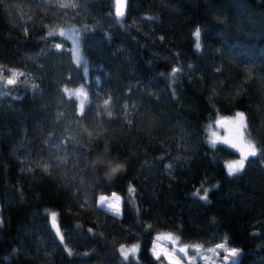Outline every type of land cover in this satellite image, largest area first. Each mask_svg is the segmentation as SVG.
Masks as SVG:
<instances>
[{"label":"trees","instance_id":"1","mask_svg":"<svg viewBox=\"0 0 264 264\" xmlns=\"http://www.w3.org/2000/svg\"><path fill=\"white\" fill-rule=\"evenodd\" d=\"M237 111L264 152V0H127L123 17L114 0H0V264H168L158 232L264 264V155L230 176L238 152L207 140ZM112 191L119 214L97 203Z\"/></svg>","mask_w":264,"mask_h":264},{"label":"rangeland","instance_id":"2","mask_svg":"<svg viewBox=\"0 0 264 264\" xmlns=\"http://www.w3.org/2000/svg\"><path fill=\"white\" fill-rule=\"evenodd\" d=\"M62 30L66 31L67 33L66 37L70 40L71 51H72V55L75 61H76L77 44H78V51L81 57L80 63L82 64V66L84 67V70L86 71L87 63L80 53L79 34H78L77 29H75L74 27H66V28H63ZM76 90H81V89L75 88L71 91L74 92ZM79 99L81 98L79 97ZM237 112H240V111H237ZM237 112H235L232 116H230L228 122L223 125L217 124L216 120H214L211 123V125L208 127V131H209L208 136H207L208 142L212 143V141L216 139L217 142L224 143L223 142L224 139L227 138L231 140L232 143L237 144V145H240L242 143H247V142L254 143L252 139L248 138L245 135L243 136L242 139L239 138L238 133L236 131V125L232 123V118L235 117ZM213 133L216 134L215 137L213 136ZM227 145L232 147L231 144H227ZM232 148H234L238 152V157L235 159L225 160L224 164H225V169L227 172H228L227 170L228 163L239 160L241 158V152H240L239 147H232ZM101 196L107 197L113 203H118L120 207V211H121V196L117 192L112 191L110 193H100L97 196V203L100 206L116 214L114 210L108 209L106 204L105 205L100 204L99 198ZM168 235H171L173 239L169 240V239L164 238V237H167ZM158 237H160V239H158ZM220 243L222 242H218L216 243V245ZM122 245L127 249V248L132 247L133 245L138 246V243L133 242V243L121 244L119 245L118 248L120 249ZM181 245H183V243H181L174 234L169 233V232H158L152 238L150 251L155 256L163 257L168 262V264H174V262H178V264H233V261L234 260L236 261V258H237V256L236 257L230 256L228 260L224 259V257L228 254L226 249L231 248L227 245L225 249H216V245L202 247L197 244H191V245H188V247L185 249L183 253H180L178 252L177 248ZM234 248H237V247H234ZM153 249H155V252L153 251ZM209 249H216V251L210 252ZM128 257H134V258L137 257V252L135 254H129Z\"/></svg>","mask_w":264,"mask_h":264},{"label":"snow or ice","instance_id":"3","mask_svg":"<svg viewBox=\"0 0 264 264\" xmlns=\"http://www.w3.org/2000/svg\"><path fill=\"white\" fill-rule=\"evenodd\" d=\"M60 7H68L69 4L67 3H60L59 4ZM71 6H75V5H71ZM126 6V0H115V15L118 17H123L124 16V9ZM49 35H54V33H49ZM60 36H66L67 33L64 30H61L59 33ZM194 37H195V47L197 50H199L201 48V44H200V35H201V31L199 28H197L195 30V32L193 33ZM74 38V37H73ZM55 47H60L59 45H56ZM81 61V57L79 55V51H78V44H77V54H76V62L79 64ZM179 69H173L172 74L175 75L176 72H178ZM18 75H22V73H17L15 71H12L11 73V77L7 79L6 83L9 85L15 84L16 83V78ZM65 92H68V89L64 90ZM70 96H79L80 99V113L81 115L84 114V104H85V99H86V93H84L82 90H76L74 92H70L69 93ZM105 104H108V101H105ZM109 116H111V113H108ZM247 118L245 116V114L243 112H237L235 117L232 118V123L236 125V131L238 133L239 138H243V136L245 135L246 129H247ZM213 136L215 137L216 134L213 133ZM217 142L216 139H214L212 141L213 145H215V143ZM225 144H231L232 147H239L240 152H241V158L239 160L236 161H232L230 163H228L227 165V170H228V174L231 175H236L238 173H240L241 171H243L244 167H245V161L251 156V157H256L258 155H264V152H261L260 149H258L256 147V145L252 142H247V143H242L240 145L234 144L231 142V140L229 139H224L223 141ZM105 151H107V148H105ZM101 165H104L105 162L103 160H101L99 162ZM169 168L171 167V165L168 166ZM122 169V166L113 168L112 171L113 172H118ZM130 192H134V189L129 188ZM204 194L202 196L199 195V190L197 191L196 195L199 196V199L207 201L208 200V192L209 189L204 188L203 189ZM100 204L101 205H107L108 209H112L116 212V214L120 213V207L118 203H113L111 202L107 197L101 196L100 198ZM51 222L52 225L54 227H56V232L57 235L59 236V240L61 243L64 242V237L62 234H60L59 231V227L57 225V214L55 212L51 213ZM165 239H169L172 240L173 237L171 235H168L167 237H164ZM158 239H160V237H158ZM226 241L224 243H220L216 245V249H225L226 248ZM216 249H209L210 252H215ZM66 250L68 251L69 255H72V250L68 249L66 247ZM120 253L124 256L125 259L128 258L129 254H135L138 251V246L137 245H133L130 248H125L123 245L120 247L119 249ZM153 251L155 252V249H153ZM181 252H184L185 249H180ZM227 255L224 257L225 260H228L229 257H236L237 254L240 252L239 249L237 248H227ZM159 258V257H157ZM174 264H178V262H174ZM233 264H236V261H233Z\"/></svg>","mask_w":264,"mask_h":264},{"label":"water","instance_id":"4","mask_svg":"<svg viewBox=\"0 0 264 264\" xmlns=\"http://www.w3.org/2000/svg\"><path fill=\"white\" fill-rule=\"evenodd\" d=\"M126 3H127V0H126ZM125 8H126V6H125ZM114 12H115V0H114ZM124 12H125V9H124ZM227 122H228V118H219V119L216 120V123L220 124V125L224 124V123H227ZM48 222H49V226H50L51 230L53 231V233L55 234L56 238L58 239V241H60L59 240V236L57 235V232H56V227H54L52 225L51 215L48 217ZM57 225H58V222H57ZM58 227H59V225H58ZM59 231H60V228H59ZM60 234H61V231H60ZM187 247H188L187 244H183V245L179 246L177 248V250H178V252L183 253V252L180 251V249H182V248L186 249Z\"/></svg>","mask_w":264,"mask_h":264},{"label":"clouds","instance_id":"5","mask_svg":"<svg viewBox=\"0 0 264 264\" xmlns=\"http://www.w3.org/2000/svg\"><path fill=\"white\" fill-rule=\"evenodd\" d=\"M101 160H103V159L101 158L98 162H100ZM119 166H122V165H119ZM119 166H117V167H119Z\"/></svg>","mask_w":264,"mask_h":264}]
</instances>
